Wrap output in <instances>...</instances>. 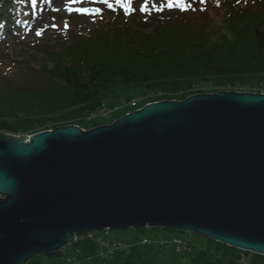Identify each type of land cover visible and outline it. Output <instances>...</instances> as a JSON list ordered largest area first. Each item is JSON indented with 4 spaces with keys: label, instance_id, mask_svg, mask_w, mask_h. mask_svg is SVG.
<instances>
[{
    "label": "water",
    "instance_id": "1",
    "mask_svg": "<svg viewBox=\"0 0 264 264\" xmlns=\"http://www.w3.org/2000/svg\"><path fill=\"white\" fill-rule=\"evenodd\" d=\"M145 227L264 257V93L149 103L87 131L0 132V264Z\"/></svg>",
    "mask_w": 264,
    "mask_h": 264
},
{
    "label": "trees",
    "instance_id": "2",
    "mask_svg": "<svg viewBox=\"0 0 264 264\" xmlns=\"http://www.w3.org/2000/svg\"><path fill=\"white\" fill-rule=\"evenodd\" d=\"M182 3L185 10L174 5L148 24L138 14L128 17L118 4L111 9L102 5L96 30L70 33L69 50L57 53L51 66L45 62L36 69L4 53L1 25L5 34H11L16 10L15 0H0V132L27 135L81 126L82 118L101 111L108 100H129L140 91H161L165 100L180 101L196 95L199 85H212L210 90L217 92L239 85L264 86V4L240 10L227 5L223 17L199 21L157 19L167 11L189 13L194 2ZM147 28L150 33H145ZM100 125L94 123L92 128ZM90 234L76 235L75 257L84 254L122 258L123 264H153L143 258L138 243L116 238L113 241L125 247L114 256H102L97 252V238ZM186 244H174L176 251L187 248ZM243 256L264 262L261 255L218 243L214 250H194L192 258L180 264H242Z\"/></svg>",
    "mask_w": 264,
    "mask_h": 264
},
{
    "label": "rangeland",
    "instance_id": "3",
    "mask_svg": "<svg viewBox=\"0 0 264 264\" xmlns=\"http://www.w3.org/2000/svg\"><path fill=\"white\" fill-rule=\"evenodd\" d=\"M18 1L17 15L19 20L13 18L12 36H7L3 39V51L12 60L23 64H29L30 67L36 69L45 62L51 66V61L57 57V53H63L69 50L72 46L69 36L70 33L81 35L97 29V21L100 20L97 19V17H99L101 13L93 11L87 14H82L76 11L77 8L85 7L101 10L103 7H100V5H104L100 0H75V2L71 3L72 10L69 11V0H43L41 6H46L43 8L40 6L37 7L36 10L38 11L34 14L29 10L24 1ZM191 1L194 3H192L193 8H191L189 13L181 15L173 11H167L164 13L165 16H158L159 18L157 19L161 21L163 20V17L172 20L177 19L176 17H190V20L195 18L199 21L201 20V17H223L225 11V8L223 7L227 5L240 10L249 5H257L258 3L264 4V0ZM167 4L168 0H131L129 5L130 11H125L123 7L120 5L118 6L121 7V11L127 14V16L129 14L128 17H131L134 13L138 14L139 17H143L142 21L148 24L155 15H159V13L167 10V8H165L168 7ZM145 7L147 8L146 11L143 10ZM207 7L210 9H205ZM203 11H206L209 14L200 16L199 14ZM77 16H81V18ZM124 22H126V20H124ZM126 23L129 24L130 22ZM1 27L4 26L1 25ZM150 31L151 28L145 29V33H150ZM37 33L40 34L37 35ZM210 87L213 86H197V94H212L219 92L215 91L216 89L213 88L210 90ZM222 91L264 93V86L250 88L249 86L239 85ZM142 92H137L138 94L133 93L134 97L129 100H126V98H122L120 101H116L115 99L108 100L100 112L101 115L104 116L96 118H90V116H87L82 118L81 120L84 124H81L80 127L84 130H89V128L92 129L94 123L110 125L116 120L133 111L141 109L149 103H156L165 100V94L161 91H152V93L146 92L147 94H143ZM122 93H127V91H123ZM133 100L137 101L136 104H133ZM11 135L26 136V134ZM31 135L34 134H27V136ZM89 233H92L91 236L97 238L96 242L99 245L97 252L100 254L106 252L109 253L110 248L108 249V245L110 241L113 243L114 238H116L127 243H138L143 258L149 260L153 264H180L181 262L190 260L193 256L194 250H214L217 248L218 243H220L198 233L154 227H145L142 229L127 228L119 230L105 229ZM143 237L149 238L153 244H142ZM175 237L179 238V240L185 244L188 243L189 246L183 248L181 252H177L174 244H166L167 239ZM98 240H100L101 243ZM78 251L79 249L76 246H68L62 250L64 253L63 256L40 254L28 261L27 264H123L124 262V259L115 257L101 259L98 257L95 258L92 255L85 256L84 254L75 257ZM259 264H264V262Z\"/></svg>",
    "mask_w": 264,
    "mask_h": 264
},
{
    "label": "built area",
    "instance_id": "4",
    "mask_svg": "<svg viewBox=\"0 0 264 264\" xmlns=\"http://www.w3.org/2000/svg\"><path fill=\"white\" fill-rule=\"evenodd\" d=\"M136 102H137L136 100H133V104H136ZM100 112L101 111L90 115V118H96V117L104 116V115H101ZM89 236H91V234ZM150 243H152V242H151V240L149 238H144L143 241H142V244H145V245L146 244H150ZM167 243L168 244H175L177 246H181V245H184L185 244L181 240H179V238H176V237L175 238H172V239H169L167 241ZM124 247H125L124 245H120V244H118L115 241H113V243L110 241V243L108 245V249L110 248L109 253L106 252V253H102L101 255L102 256L112 255V254H114L115 252H118L120 249H122ZM241 263L242 264H255L252 260H250V258L248 256H243V258L241 260Z\"/></svg>",
    "mask_w": 264,
    "mask_h": 264
},
{
    "label": "snow or ice",
    "instance_id": "5",
    "mask_svg": "<svg viewBox=\"0 0 264 264\" xmlns=\"http://www.w3.org/2000/svg\"><path fill=\"white\" fill-rule=\"evenodd\" d=\"M75 2V0H69V11H71V3ZM101 3H104L107 5V7L109 9H111L113 7V4L112 3H109V0H100ZM130 2L131 0H115V3L120 5L121 7H123L125 9V11H128L129 10V5H130ZM201 2H203V0H201ZM179 6L181 7L182 10H185L184 9V5L182 3V0H168V4L167 6L169 8H172L173 6ZM143 10H147V8L145 7ZM76 11L82 13V14H87L89 12H97L99 13V9H89V8H85V7H80V8H77ZM40 33H37V35H39Z\"/></svg>",
    "mask_w": 264,
    "mask_h": 264
},
{
    "label": "clouds",
    "instance_id": "6",
    "mask_svg": "<svg viewBox=\"0 0 264 264\" xmlns=\"http://www.w3.org/2000/svg\"><path fill=\"white\" fill-rule=\"evenodd\" d=\"M103 125H105V124H103ZM101 126V125H100ZM84 130V129H83ZM84 131H87V130H84Z\"/></svg>",
    "mask_w": 264,
    "mask_h": 264
}]
</instances>
